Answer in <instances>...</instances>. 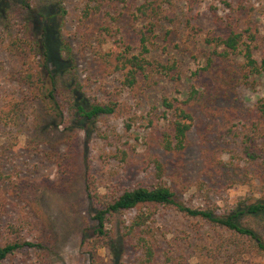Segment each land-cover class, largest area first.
Masks as SVG:
<instances>
[{
	"label": "trees",
	"instance_id": "16d2710c",
	"mask_svg": "<svg viewBox=\"0 0 264 264\" xmlns=\"http://www.w3.org/2000/svg\"><path fill=\"white\" fill-rule=\"evenodd\" d=\"M178 1L81 0L78 26L73 36H66L63 25L55 24V13L67 14L63 1L53 9L37 0H0V48L12 62L9 66L0 60V72H6L20 89L18 98L6 100L0 109V129L11 134L0 132V152H40L57 167L59 189L82 190L91 213L83 220L81 240L89 264H175L176 260L185 264L191 260L193 256L185 254L184 248L180 254L171 253L178 243L167 241L156 225L162 209L209 229L208 242L197 250L205 254H195L204 255L208 264H242L253 255L264 259V198L223 205L211 196L197 205L184 198L196 185L192 177L196 163L187 158L193 130L211 117L219 102L232 98L239 87L253 85L251 79L264 73V36L255 20L257 8L251 0H218L208 8L210 28L205 30L191 14L199 0H182L188 6L183 20ZM181 25L185 36L175 46L188 50L199 44L194 53L199 65L188 76L185 95L178 91L176 96L162 98L164 116L158 122L149 118V138L142 152L128 142L121 146L120 136L113 132L119 137L114 139V159L128 176L143 172L152 183L119 182L101 191L78 138L84 133L88 144L94 136L109 138L102 124L109 129L110 117L131 113L129 102L120 98L123 91L142 94L158 83V77L173 83L182 80L176 61L165 62L153 54L162 34L167 50ZM81 60L98 75L120 76V90L102 100L87 96L78 69ZM248 110L241 157L247 173L264 184V97ZM59 128L69 139L56 138ZM136 153L141 154L135 163L132 155ZM212 165L218 166L209 163L202 171ZM201 183V191L215 189ZM40 185L49 186L15 182L0 164V187L5 186L35 215L32 221L26 212L15 219L18 226L11 224L6 233L0 231L4 241L0 262L25 249L36 250L42 259L51 255L55 241L48 223L39 227ZM129 211L136 212L131 220L117 225L116 218ZM32 223L30 232L24 233L25 225ZM101 248L110 253L105 263L98 255Z\"/></svg>",
	"mask_w": 264,
	"mask_h": 264
},
{
	"label": "rangeland",
	"instance_id": "374dc122",
	"mask_svg": "<svg viewBox=\"0 0 264 264\" xmlns=\"http://www.w3.org/2000/svg\"><path fill=\"white\" fill-rule=\"evenodd\" d=\"M59 0H37L43 7L59 6ZM66 6L67 14L65 17L55 13V24L63 25V32L66 36H73L78 26V18L81 9V0H60ZM218 0H199L192 11L197 24H200L205 30L210 28L209 11L211 4L217 3ZM256 6L257 12L255 20L261 28L264 36V0H251ZM179 19L183 20V15L188 6L182 0L178 1ZM179 23V22H178ZM177 23V24H178ZM169 26L175 28L177 25ZM166 28L162 29L165 31ZM161 34V33H160ZM176 37L171 45L165 48L163 34L158 41V45L154 48V56L163 61H176L182 73V80L173 83L165 77H158V83L151 89L142 94L123 91L120 95L122 100L129 102L131 113L124 116L110 117L107 120L109 129L104 123L101 130L109 136L104 140L99 137H92L90 143L86 142L84 133L78 138L80 148L86 149V153L92 165V173L96 176L95 184L101 191H105L107 186H112L121 182L125 185H134L138 183H152L149 176L141 172L128 176L122 164L114 159L115 144L114 139H119L113 132L120 136V145L128 142L131 146H135L142 152L145 148V140L149 138V118L154 117L158 122L160 117L164 116V109L161 100L164 96L172 97L178 95V91L182 96L185 95L189 82L188 76L199 65V59L195 58L194 53L198 48V42L186 50L183 45L176 47L175 44H181V38L185 36L183 25L179 33H175ZM264 41V40H263ZM107 47V46H106ZM110 46H108L109 48ZM261 52L264 55V42L261 46ZM91 53V52H90ZM0 60L11 66V60L5 51L0 48ZM80 78L84 80L87 96L102 100L109 95L115 93L114 90H120V76L103 77L92 72L90 66L85 60H81L79 64ZM249 86H241L232 95L229 100L219 102L211 117L205 120L204 124L195 128L190 135V146L188 148V161L196 163L193 165L192 177L196 181L189 192L184 194V198L190 204L197 205L205 196L217 199L220 205L228 202L234 204L239 199L245 198H264V184L260 179H256V175L252 172L247 173L245 161L241 157V138L244 132V116L257 99L264 97V73L251 79ZM20 89L16 83L10 81L6 72H0V109L6 100L10 98H18ZM131 123V127L127 128V123ZM0 132L6 136L11 135L8 130L0 129ZM59 140L69 139L66 132L59 128L55 133ZM24 143L21 137L20 143ZM129 145V146H130ZM141 153L132 155L134 162ZM131 157V158H132ZM141 157V155H140ZM42 153L29 152L21 149L18 152H0V164L4 166L6 174L11 173L15 182H21L24 186L28 182L46 183L51 187H44L39 192V208L42 214L39 227L43 222L48 223L49 234L54 239V246L48 253L51 254L42 259L38 252L34 249H25L8 257L0 264H89L88 255L82 247V227L83 220L90 218L91 213L88 209V203L81 189H68L63 191L57 187L60 175L57 167L52 161L46 159ZM187 160V159H186ZM206 162V163H205ZM212 165L210 169L202 171V166L206 164ZM221 166L224 168L221 170ZM190 167V165H189ZM225 173V174H224ZM200 180V181H199ZM201 182H207L209 186L215 188L210 192L201 191ZM203 188V187H202ZM75 189L77 191H75ZM25 204L12 196L10 190L5 186L0 187V231L6 233L8 226L11 224L18 226L16 218L23 216L29 212L30 220H35V215L31 212V208L24 206ZM135 211H129L116 218L117 225L123 221L129 222L135 215ZM34 224H26L24 233L30 232V228ZM156 225L160 226V233H165L166 240L178 243L172 248V254H190L193 256L191 260H186L185 264H208L204 251L197 253L200 247L208 241L209 229L199 224L196 220L186 218L181 214L167 209H162ZM36 232L33 230V234ZM15 235L12 234V238ZM32 237V236H31ZM4 241L0 239V244ZM202 250V248H201ZM195 251V252H194ZM99 258L105 263L109 261L110 253L107 248H101L98 252ZM125 258L127 257L124 256ZM128 259V258H126ZM128 261V260H126ZM175 264H183L182 261L176 260ZM242 264H264V259L259 256L246 257V261Z\"/></svg>",
	"mask_w": 264,
	"mask_h": 264
}]
</instances>
